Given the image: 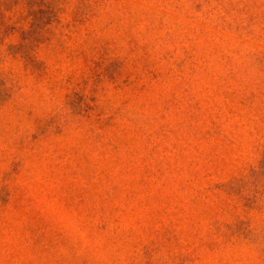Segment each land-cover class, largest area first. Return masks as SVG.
<instances>
[{"label": "clouds", "instance_id": "9594fccd", "mask_svg": "<svg viewBox=\"0 0 264 264\" xmlns=\"http://www.w3.org/2000/svg\"><path fill=\"white\" fill-rule=\"evenodd\" d=\"M0 264H264V0H0Z\"/></svg>", "mask_w": 264, "mask_h": 264}]
</instances>
